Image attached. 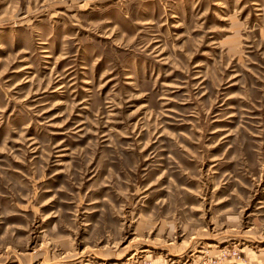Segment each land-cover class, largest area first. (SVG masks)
<instances>
[{
	"label": "rangeland",
	"instance_id": "obj_1",
	"mask_svg": "<svg viewBox=\"0 0 264 264\" xmlns=\"http://www.w3.org/2000/svg\"><path fill=\"white\" fill-rule=\"evenodd\" d=\"M0 264H264V0H0Z\"/></svg>",
	"mask_w": 264,
	"mask_h": 264
}]
</instances>
